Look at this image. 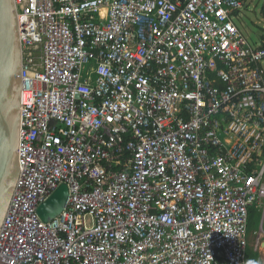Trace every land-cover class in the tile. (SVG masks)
Instances as JSON below:
<instances>
[{"label": "built area", "instance_id": "1", "mask_svg": "<svg viewBox=\"0 0 264 264\" xmlns=\"http://www.w3.org/2000/svg\"><path fill=\"white\" fill-rule=\"evenodd\" d=\"M12 1L19 175L0 264H247L264 43L240 21H264V0Z\"/></svg>", "mask_w": 264, "mask_h": 264}, {"label": "water", "instance_id": "2", "mask_svg": "<svg viewBox=\"0 0 264 264\" xmlns=\"http://www.w3.org/2000/svg\"><path fill=\"white\" fill-rule=\"evenodd\" d=\"M20 47L12 0H0V227L19 175L17 162L20 109ZM67 198L65 185L59 186L48 198L54 214H37L42 221L57 216Z\"/></svg>", "mask_w": 264, "mask_h": 264}, {"label": "rangeland", "instance_id": "3", "mask_svg": "<svg viewBox=\"0 0 264 264\" xmlns=\"http://www.w3.org/2000/svg\"><path fill=\"white\" fill-rule=\"evenodd\" d=\"M240 22L243 25V34L252 46L260 44V42L264 43V21L261 20V16L258 13V7L254 10V13L244 11ZM51 200L47 204L49 208ZM57 210L51 207L49 212L53 214ZM262 220V224L260 220L261 228L259 227L256 233L249 235L248 245L259 255L264 264V216ZM89 222L90 219L87 218V223L89 224Z\"/></svg>", "mask_w": 264, "mask_h": 264}, {"label": "trees", "instance_id": "4", "mask_svg": "<svg viewBox=\"0 0 264 264\" xmlns=\"http://www.w3.org/2000/svg\"><path fill=\"white\" fill-rule=\"evenodd\" d=\"M260 220H261V212L259 211L257 207H252L249 210V216H248V235L257 232V230L260 227ZM246 263L247 264H263V261L261 260L259 255L255 251H253L252 248L248 247L247 252H246Z\"/></svg>", "mask_w": 264, "mask_h": 264}, {"label": "bare ground", "instance_id": "5", "mask_svg": "<svg viewBox=\"0 0 264 264\" xmlns=\"http://www.w3.org/2000/svg\"><path fill=\"white\" fill-rule=\"evenodd\" d=\"M49 200L50 199H48L47 201H46V203H44L41 207H40V212L41 213H47V214H50V212H49V207H47V204H48V202H49ZM55 207V206H54ZM54 207H52V208H54ZM50 208H51V206H50Z\"/></svg>", "mask_w": 264, "mask_h": 264}, {"label": "crops", "instance_id": "6", "mask_svg": "<svg viewBox=\"0 0 264 264\" xmlns=\"http://www.w3.org/2000/svg\"><path fill=\"white\" fill-rule=\"evenodd\" d=\"M48 207V206H47ZM50 209V208H49ZM51 214V213H50Z\"/></svg>", "mask_w": 264, "mask_h": 264}]
</instances>
